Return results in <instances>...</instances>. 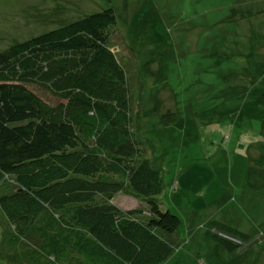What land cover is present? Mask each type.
<instances>
[{"label":"trees","instance_id":"16d2710c","mask_svg":"<svg viewBox=\"0 0 264 264\" xmlns=\"http://www.w3.org/2000/svg\"><path fill=\"white\" fill-rule=\"evenodd\" d=\"M118 26L107 8L0 51L7 264H164L182 247L181 219L157 200L162 170L135 132L134 89L111 48ZM119 194L147 206L124 210ZM219 231L208 236L230 253L241 249Z\"/></svg>","mask_w":264,"mask_h":264},{"label":"rangeland","instance_id":"374dc122","mask_svg":"<svg viewBox=\"0 0 264 264\" xmlns=\"http://www.w3.org/2000/svg\"><path fill=\"white\" fill-rule=\"evenodd\" d=\"M107 8L136 135L163 173L157 200L182 221L180 250L196 264H264V0H0V51ZM218 231L241 249L208 236Z\"/></svg>","mask_w":264,"mask_h":264},{"label":"crops","instance_id":"0c3cea01","mask_svg":"<svg viewBox=\"0 0 264 264\" xmlns=\"http://www.w3.org/2000/svg\"><path fill=\"white\" fill-rule=\"evenodd\" d=\"M180 236H181V233L180 232L177 233V237L182 242V240L180 239ZM200 257L198 258V261H199V259H202ZM196 263H197V256L196 255H191V253H187V252H184V251L179 249L164 264H196Z\"/></svg>","mask_w":264,"mask_h":264},{"label":"built area","instance_id":"2783aa9c","mask_svg":"<svg viewBox=\"0 0 264 264\" xmlns=\"http://www.w3.org/2000/svg\"><path fill=\"white\" fill-rule=\"evenodd\" d=\"M200 264H203V261H202ZM204 264H205V263H204Z\"/></svg>","mask_w":264,"mask_h":264}]
</instances>
